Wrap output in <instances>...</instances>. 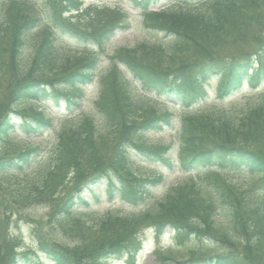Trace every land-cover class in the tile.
I'll return each instance as SVG.
<instances>
[{"label":"trees","instance_id":"16d2710c","mask_svg":"<svg viewBox=\"0 0 264 264\" xmlns=\"http://www.w3.org/2000/svg\"><path fill=\"white\" fill-rule=\"evenodd\" d=\"M129 1L143 27L164 37L116 51L102 79L98 117L66 123L49 150L8 139L16 131L35 136L51 128L52 120L25 105L47 94L57 100V87L76 90L96 66L97 57L71 54L58 39L102 48L129 27V15L119 8L81 10L77 0H47L42 11L33 0L0 1V264L27 259L17 255L22 239L13 238L14 223H25L38 250L57 264H104L124 254L133 259L145 230L162 234L167 227L177 238L202 240L203 250H191L181 262L163 252L161 264H264V92L255 101L185 117L178 164L185 172L205 171L153 199L162 178L135 175L131 157L172 162L173 145L151 146L144 137L172 127L174 114L137 96L118 66L144 92L183 106L206 97L205 84L220 75V99L244 83L256 89L264 81V0ZM166 1L173 6L150 10ZM73 10L78 13L64 16ZM62 96L70 99L67 91ZM37 158V168L29 170ZM231 172L251 179L234 182ZM102 180L110 194L116 187L132 207H146L71 220L87 205L86 184ZM39 207L48 209L44 217L29 214Z\"/></svg>","mask_w":264,"mask_h":264},{"label":"rangeland","instance_id":"374dc122","mask_svg":"<svg viewBox=\"0 0 264 264\" xmlns=\"http://www.w3.org/2000/svg\"><path fill=\"white\" fill-rule=\"evenodd\" d=\"M84 3V6L89 5H99V6H120L129 11L131 14V27L115 36L113 41L111 42L110 47H108V53L106 54L101 53V62L99 68L105 69L107 68L108 62V55H110L115 49L126 46V47H133L138 42L141 41H151L154 42L152 34L150 31H147L142 28L140 23V15L137 10L133 8V6L129 3L128 0H80ZM37 4L39 7L44 8L45 2L44 0H38ZM64 46L70 49L72 52H76L78 54L83 53H90L96 51L94 49H90L89 47L84 46L83 44L76 43L75 41H63ZM93 50V51H92ZM99 53V52H98ZM217 83L213 81L208 87L209 96L206 100L196 104L191 108H184L180 105L173 107V112L175 114V124L174 129L167 130L163 133H155L149 136V143L153 145H167L171 142H175L177 146L178 143V135L179 130L181 127L182 119L190 114H194L197 111H202L210 108L211 106L218 105L220 107L228 108L232 105H238L245 103L248 99L255 98L256 94L262 92L264 90V84L257 89L256 91H252L249 89L247 85H245L241 91L234 94L232 97L219 102L217 99ZM150 99L152 100H160L161 102H166L165 98L157 97L156 95H150ZM93 98L88 95L87 89L84 90V95L82 99L76 105H68L61 102L60 105H55L51 101H42L40 102L36 108L38 112H43L47 116L53 118L55 120V127L47 132H44L43 135L39 138L35 139V143H43L45 145L51 146L58 133L61 130L62 125L71 118H78L82 117L83 115L91 114L93 112ZM15 141H19L21 145H28L29 139L26 137L19 135L16 137ZM0 149H3V145H0ZM144 160V159H143ZM139 157H135L131 164L132 171L136 174L140 172H147V173H159L164 174L166 176L167 183L165 186L159 188L156 191V194L160 195L164 192L170 185L176 183L177 181L183 179L185 177L178 169L174 173H169L165 171L162 166L154 165L150 163H146ZM231 178L236 181H245L250 180L251 178L248 177L246 174H233ZM101 200L98 203L92 202L90 211L94 212H102L109 207L119 208L124 210L125 212H130L131 209L124 206L118 199H114V202H110L108 197L102 192ZM36 213L38 215L45 214L43 209H37ZM33 210L29 211V214H36ZM16 224V223H14ZM14 224L11 226V233L14 235L13 238L20 237L24 244V251L25 248L27 251H31L32 242L30 240V234L27 231L25 225H19L15 227ZM164 248L165 250H170L173 254L178 257V259H185L190 250H199L203 248V243L200 240L196 239H182L173 237V234L170 230L166 231V234L161 238H157L154 233L151 231L147 232L146 239L144 242L143 251L140 253L137 264H159L157 260L156 252L158 248ZM25 264H53L49 260H44L41 256L37 254L30 255V261ZM108 264H127L125 259L122 260H115L111 261Z\"/></svg>","mask_w":264,"mask_h":264}]
</instances>
